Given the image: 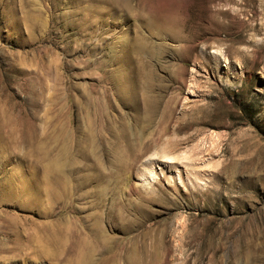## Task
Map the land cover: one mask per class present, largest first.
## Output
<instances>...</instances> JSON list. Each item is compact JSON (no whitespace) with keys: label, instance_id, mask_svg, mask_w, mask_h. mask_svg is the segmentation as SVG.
<instances>
[{"label":"rangeland","instance_id":"1","mask_svg":"<svg viewBox=\"0 0 264 264\" xmlns=\"http://www.w3.org/2000/svg\"><path fill=\"white\" fill-rule=\"evenodd\" d=\"M136 33L148 111L112 85ZM96 229L110 264H264V0H0V264Z\"/></svg>","mask_w":264,"mask_h":264},{"label":"bare ground","instance_id":"2","mask_svg":"<svg viewBox=\"0 0 264 264\" xmlns=\"http://www.w3.org/2000/svg\"><path fill=\"white\" fill-rule=\"evenodd\" d=\"M163 20L164 21L159 24L161 26V29L162 30L170 29L173 21L170 19H163ZM216 34L217 32L215 30L211 32L212 36H215ZM215 42L220 43L221 39H218ZM207 45H205L204 47L202 46L203 49L199 53L196 54V57H195L196 63L198 64L202 63V62L199 63V59L197 58L200 57L201 52L202 53L205 52ZM130 48L134 53L135 59L134 61H132L130 65V58H128L129 62L125 64L126 67L122 68L121 72L117 73L120 75V77L117 78L116 80H112V85L116 87L117 92H119V94L122 96H128V94L132 95L134 93H138L140 100L142 101V103H144L143 104L144 108L148 111L150 108L154 107V100L153 98H151L153 95L150 92V89L152 86V84L150 83V80H151V77H153L154 73H152L151 69H149L147 66H151L150 60L153 57V55L156 54L155 47L153 44H150L146 39H144L143 36L136 33L134 35L133 42L130 45ZM232 53H235L236 56H238L237 57L238 60L246 59L247 56L249 55L248 51H245L238 47H235ZM117 58L118 57L115 56L113 57V60ZM212 58L215 61L219 60L220 53L219 54L214 53ZM144 78L147 80H144ZM142 89L144 90V92H142ZM115 94L117 93L115 92ZM106 98L108 99V97ZM125 137H126V134L123 135V138ZM82 155L85 158H87L89 153L87 154L85 153ZM165 157L168 159H172V157L170 158V156L168 157L165 155ZM138 158H139V155L137 154V152L131 154L132 161H136ZM37 251L40 252V250H37ZM60 251L63 252V249L61 248ZM97 251H100V253L96 257L95 252ZM108 251H109V245H108V242L106 241L105 235L100 229H96L93 232L92 239L90 240L83 239V240H80L79 242H76L75 249L72 250L71 256L68 255V257L70 256L69 258H65V257L60 258L57 264H60L62 260H66V259L68 261L67 264H110L108 256H107ZM46 252L48 253L47 250Z\"/></svg>","mask_w":264,"mask_h":264}]
</instances>
